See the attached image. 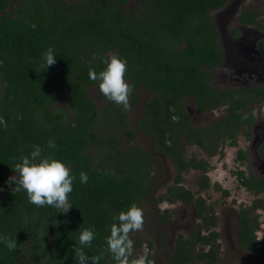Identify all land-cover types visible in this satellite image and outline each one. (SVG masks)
<instances>
[{
  "label": "trees",
  "instance_id": "trees-1",
  "mask_svg": "<svg viewBox=\"0 0 264 264\" xmlns=\"http://www.w3.org/2000/svg\"><path fill=\"white\" fill-rule=\"evenodd\" d=\"M228 1L0 0V237L16 241L14 249L0 243V264H79L74 247L80 248V228L95 230L91 246L84 249L88 256L97 258V264H115L105 239L113 216L134 203L147 218V200L155 187L154 150L140 146L139 131L176 164L179 176L170 189H176L172 199L194 200L193 193L178 184L182 171L192 167L207 171L210 164L187 158L181 138L213 153L216 138H233L243 122L252 120V114L241 108L253 93L231 95L236 90L218 92L210 85L207 68L218 67L224 58L211 13ZM257 17V12L244 10L239 20L262 25ZM49 48L54 49L56 62L46 69L41 57ZM117 54L127 60L125 79L131 91L126 110L99 91L98 81L89 79L90 68L99 72L105 66L102 60ZM92 87L106 101L105 107L92 97ZM144 90L149 96L137 131L130 115ZM187 96L195 99L198 113L227 104L231 115L205 127L208 132L203 134L202 128L191 125L184 104ZM232 121L234 125H225ZM219 127L224 131L216 135ZM124 137L133 145L121 147ZM49 139L55 140V157L76 177L67 213L30 204L25 192H12L13 185L6 183L16 174L11 167L32 145L44 147L45 155L52 152L46 147ZM81 171L87 173V183H80ZM204 179L206 184L207 176ZM260 183L264 192V177ZM242 184L253 188L246 177ZM197 202L199 217L208 225L212 216L207 215L206 200L199 197ZM255 209L256 204L239 213L247 249L257 243L253 233L260 222ZM203 223L193 241L182 235L176 239L169 258L173 264L219 261V248L211 241H217L218 234L202 235ZM133 232L129 236L137 257L144 252L134 251L143 239ZM199 242L212 247L198 248ZM149 259L159 264L150 253Z\"/></svg>",
  "mask_w": 264,
  "mask_h": 264
},
{
  "label": "flooded vegetation",
  "instance_id": "flooded-vegetation-1",
  "mask_svg": "<svg viewBox=\"0 0 264 264\" xmlns=\"http://www.w3.org/2000/svg\"><path fill=\"white\" fill-rule=\"evenodd\" d=\"M250 1L251 0H243V2H245V3H248ZM256 1L262 2L264 4V0H253V2H256ZM244 10L257 12L258 13L257 20L261 21L262 25H260L258 23H255V24H243V23H241L239 20V16H240V13ZM219 14H222V12H220ZM237 20H238L237 25L233 26V28L230 29V32H229L227 39L228 40H230V39H233V40L234 39H241L242 40L241 48L243 49V51H241L240 53L236 52V55H233L232 57L227 58L228 51H227V47L225 46L224 41L222 39L223 34L220 32L221 31L220 24L217 21L214 22V20H213V23L216 25V27L219 30L220 41H221V45L223 47V52H224V58L222 60L221 65H219L218 67L213 68V69H209V68H207V69L209 70V73H210L209 74L210 85L213 86L216 91L224 92L227 90H236L234 93H230V94L231 95H239L242 92L243 94H245L246 97L249 96L250 93L251 94L253 93L251 99L247 101L246 106L241 108V110L250 112L252 114V120L250 123L243 122L241 124V126L238 128V130L235 131V133H234L235 135L233 138L225 139V138L221 137L219 140H217V138H216L213 142H215V144H217V146L215 147L213 153H209L204 147H201L196 142L190 143L186 139V136H183L181 139H184L183 141L185 143V153L184 154L187 158H190V159L193 157H196V156H190L187 154V148L190 145L197 146L200 148V150H202L204 152L207 151L210 155H214V154L215 155L216 154L222 155L225 146H230V147L236 148V156L234 159V165L232 166V169H231L233 175H235L238 178L237 180L240 182V185L243 186L245 189H247L249 192H251L252 194L260 195V194H264V192L261 191L262 190V184L260 183L262 181V178L264 177V52L262 50V42L264 41V10L259 11L256 8H253L251 6L250 7L249 6H242L238 10ZM248 30H250V31H248ZM248 37L253 38V40L255 42L254 45H252L249 42H245L243 40V39H246ZM235 42L232 43L230 41V42H228V44L230 46H232V45H234ZM232 48H233V46H232ZM234 48H236V47H234ZM233 51H235V50L233 49ZM239 61H240V63H239ZM237 63H239V64H237ZM245 73H250V74H245ZM230 77H231V79H230ZM221 83H224V85H220ZM253 89H254V91H252ZM188 100H191L194 104V108L192 110L190 109V107H187V105H186V101H188ZM184 104H185L186 110L188 111V113L190 115L191 125L195 128V130H196V128H202L200 132L203 134H206L208 132L205 127L213 124L216 120L220 119L223 116L231 115V111L229 110V105H227V104L217 106L216 108L205 111L203 113L197 112L196 101L191 96H187L185 98ZM193 113L197 114L201 118H203L204 116L210 115V116H212L211 122L209 124H201V125L195 124L194 122H192ZM234 122L235 121H232L230 123L228 122V123H225V125H227V124L234 125L233 124ZM223 131H224L223 127H219L215 134L218 135L220 133H223ZM154 144H155V142H154ZM154 156H155V151H154ZM168 157L171 159V162L176 169L177 178H178L179 172H178V169L176 168V164H175L174 160L172 159V157H170V156H168ZM198 159H202V158H198ZM205 161H208V160H205ZM208 162H209L210 166H209L207 171H204L202 169L195 168V167H192L190 169L182 171V174H181L182 180H181V182L178 183L180 186H184L182 184L183 174L190 172L191 170L201 171L202 174H204V176H207V178H208V181L206 184H205L206 180L204 179V182L202 180V182L199 184V187L195 190H193V189L191 190V189L184 186L187 190H190L193 193V195H194L193 201H191V202L185 201L184 199L179 198V197H176L175 200L172 199L173 197H175L174 192L176 189L174 188L172 192H170V189H172L174 186H176V184H177L176 183L177 178H176L175 184L168 188V191L166 194H163L160 196V198L163 197V200L162 201L157 200V203L155 202V204H158V203H161V202L166 200V201L171 202V204H173V206L182 204L187 208L192 207V206L196 207V214H197L196 219L197 220H196L195 224L192 226V228H190L189 233H187V234H185L184 232L179 233L173 241L174 245H175L176 239L179 238L180 235H182L184 238H186L188 240H192V241H193V237L197 236L198 230L200 229L199 228L200 224L203 223V221H204V218L199 217L200 207H199V203L197 202V199L199 197H202L204 199V201L206 200V207H207L206 212L208 213L207 215L212 216V218L210 219V223L208 225H206L204 223L202 224V226H201L202 235H204L207 238H212V236H213L212 233L216 232L218 234V236H216L217 241H213V239H211L212 243H215V246L218 247L219 251H220L219 261L216 262L215 264H218L222 259L221 257H223L222 252H221L222 251L221 238L228 240L229 247L231 249H235V250L240 251L242 253H244V251L245 252H251V251H254L255 249H258V247H257L258 245H259V248L261 250H264V244H262L264 237L260 238L259 231H258L260 229V226L253 233V235H255V238L257 240V243L255 244L254 249H249V248L247 249L242 244V237H241L242 222H241V217H240L239 213H241L242 208L251 209L252 207L255 206L254 203H252V204H241L240 206H238V208H240L239 210H236V211L234 210L236 217H237V221H238V223H237L238 228L235 231L232 230L233 226L231 225V223H229V225L225 228L224 231L217 229V227L220 224V219L218 216L219 214L216 211V204L213 202H211V203L208 202L209 198L208 197L205 198V196L203 195V191H207L209 188L212 187L211 178L207 174V172L211 169L212 166H211V162L210 161H208ZM242 177L248 178L250 180V182L253 184V188L248 187L246 185H243L242 184ZM215 186H216V184H215ZM155 187H154V191H153V194L151 195V197L154 196V193L156 191ZM256 190H259V192H257ZM256 208H257V205H256ZM175 209L178 210V207L175 208V206H174V207H170L167 210H165V212L168 214L167 216L177 212ZM250 211H252V210H250ZM165 212H163V213H165ZM252 212L254 214H257L256 209ZM148 213L149 212L146 211L147 216L149 215ZM169 213H171V214H169ZM257 215H258V220H259L260 225H261L259 212ZM169 217H171V216H169ZM213 217H215L214 218L215 224L212 223ZM150 242H152V241L151 240H145L143 238V244L145 243L147 250L152 255V258H154V260H156L155 257L153 256V254H154L153 246L150 245ZM201 242H204V241H201ZM201 242L197 243L198 248H203L206 251H208L212 247L211 243L206 244V243H201ZM174 245H173V247H174ZM141 251H143V250H141ZM170 255H171V253H170ZM169 258H170V256H169ZM159 264H161V263H159ZM192 264H196V263H192Z\"/></svg>",
  "mask_w": 264,
  "mask_h": 264
},
{
  "label": "rangeland",
  "instance_id": "rangeland-1",
  "mask_svg": "<svg viewBox=\"0 0 264 264\" xmlns=\"http://www.w3.org/2000/svg\"><path fill=\"white\" fill-rule=\"evenodd\" d=\"M131 6L132 5L130 4V7ZM242 6H251L259 11L264 10V4L259 1L253 2V0H251L248 3H245L243 2V0H229L224 7L216 9L211 13V17L214 22L217 21L220 24V32L223 34L222 39L228 51V55L226 54L227 58L236 55V52L240 53L241 51H243V49L241 48V39H227L230 29L238 23V10ZM220 12H222V14H219ZM243 40L245 42L251 43L252 45H254L255 43L252 37H248ZM230 41L232 43L236 41L234 45H232L233 48L228 44V42ZM233 49L235 51H233ZM220 85H224V83H221ZM90 93L96 100L100 108L106 106V101L100 96L99 92L95 88L92 87L90 89ZM148 96L149 92L146 90L144 92V96L142 97V101L139 105H137L135 109H133L130 115V120L137 128V131L139 130L137 124L140 120L144 108V103ZM186 105L187 107H190L191 110L194 108V104L191 100L186 101ZM211 119L212 116L210 115L201 118L197 114L193 113L192 122L200 125L209 124L211 122ZM138 141L141 147H145L147 149H152L155 151V167L152 171V175L154 176L156 191L154 193V196H150L151 198L147 200L146 210L149 212V215H146L147 218L144 217L142 230L134 231L133 235L136 238H144L145 240H151L153 242V256L159 263L172 264L169 261V256L174 245L173 241L179 233H189L190 228H192L197 220L196 207L192 206L187 208L182 204L174 205L175 208L178 207V210L175 209L177 212L173 214L169 213L171 214L169 215L171 217H169L167 216L168 214L165 212V210L170 207H174L171 202L164 199L165 201L155 204V202L157 203V199L161 195L166 194L168 188L175 184V180L177 178L176 169L172 164L171 159L166 154L155 150L154 140L151 137L139 131ZM120 143V146L124 149L133 145L132 143L128 142L125 137L120 140ZM206 152L200 150L199 147L194 145H190L187 148L188 155L196 156L198 158H202L203 160H208L211 162L212 167L207 172V174L211 178L212 187L207 191H203V195L205 196V198H209L208 202H213L216 204V211L219 214L218 216L220 219V224L217 229L224 231L229 223H231V225L233 226L232 230L235 231L238 228V221L235 214V211L240 209L238 208V206H240L241 204L254 203L257 205L256 213L258 214L259 212L261 220L260 229L258 230L259 236L260 238H263L264 194H252L243 186H241L240 182L237 180L238 178L233 175L231 169L234 165L236 148L225 146L222 155H210L208 152ZM202 180L204 182V174H202L201 171L191 170L190 172L183 174L182 184L191 190H195L199 187V184L202 182ZM217 185H220V187H218ZM223 190H228L229 194H225ZM2 192L3 189L0 188V193ZM221 244V252L223 257H221L222 259L218 264H264V250H261L259 248V245L257 246L258 249H255L254 251H244V253H242L235 249H231L229 247L228 240L224 238H221ZM145 249H147V247L144 243L142 246L135 248L134 251H145Z\"/></svg>",
  "mask_w": 264,
  "mask_h": 264
},
{
  "label": "clouds",
  "instance_id": "clouds-1",
  "mask_svg": "<svg viewBox=\"0 0 264 264\" xmlns=\"http://www.w3.org/2000/svg\"><path fill=\"white\" fill-rule=\"evenodd\" d=\"M41 59L46 69L55 64L54 49L49 48L42 54ZM102 63L105 66L99 72L94 68L89 69V79L98 81L99 91L108 100L122 105L125 110L128 109L131 88L125 79L127 60L117 54L104 58ZM46 147L52 150L47 155L44 154L46 151L44 147L39 144L32 145L28 154L21 155L11 167L16 174L10 175L6 183L13 185L12 192H25L30 204L38 207L49 206L59 213H67L73 205L69 200V194L73 191V181L76 177L61 159L55 157V140L49 139ZM88 179L87 173L81 171L80 183H87ZM112 219L113 222L108 226L110 234L105 239L107 251L112 254L115 264H152L147 249L143 254L133 257L134 242L129 236L130 232L143 228L142 209L133 203ZM94 239L93 228H80L78 235L80 248L74 247V261H78L79 264H89V261L97 264V258L89 257L84 251L86 247L91 246ZM0 243L9 249L16 247V241L5 237H0Z\"/></svg>",
  "mask_w": 264,
  "mask_h": 264
}]
</instances>
